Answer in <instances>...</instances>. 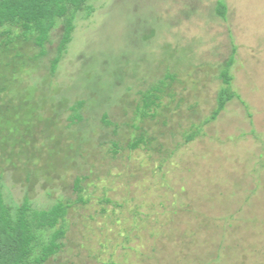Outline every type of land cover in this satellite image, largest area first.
<instances>
[{"label": "rangeland", "instance_id": "1", "mask_svg": "<svg viewBox=\"0 0 264 264\" xmlns=\"http://www.w3.org/2000/svg\"><path fill=\"white\" fill-rule=\"evenodd\" d=\"M219 1L98 0L54 77L44 70L56 43L41 63L23 69L15 67L21 58L13 60L18 50H0L6 198L16 204L29 198L41 209L79 195L86 201L71 209L65 248L47 264H264V0H222L226 20L216 15ZM142 24L154 30L147 43L140 39ZM233 47V89L242 100L187 142L185 134L216 108L220 65ZM20 50L25 63L38 53ZM121 63L122 71L138 75L136 82L132 72L123 73L131 91L117 84ZM173 70V97L165 96L155 118H142L137 92ZM81 74L94 80L104 102L92 113L110 112L122 147L145 133L155 140L152 149L113 157L97 142L99 123L79 148L65 125L79 96L68 89L85 86ZM79 176L89 178L78 195Z\"/></svg>", "mask_w": 264, "mask_h": 264}, {"label": "trees", "instance_id": "2", "mask_svg": "<svg viewBox=\"0 0 264 264\" xmlns=\"http://www.w3.org/2000/svg\"><path fill=\"white\" fill-rule=\"evenodd\" d=\"M96 1L98 0H0V50L5 54H9L12 50H18L20 53L13 56V60L21 58L22 61L18 62L15 67L23 69L24 64L35 65L37 61L41 63L48 57L49 47L56 43L50 67L44 70L45 74L49 73L50 77H54L57 75L62 61L69 54L79 22L90 20L95 16L94 2ZM216 15L222 20L227 19L228 6L222 0L217 3ZM151 28L147 24H142L140 39H143L145 43L153 39L154 30ZM24 47H30L38 52L30 59V62H23L25 56L21 54L20 49ZM174 57V53L170 51L168 54L166 53L167 59L173 60ZM236 57L237 48L233 47L230 56L220 65L219 79L222 82V88L217 95L216 108L200 125H193L190 133L185 134L187 142L193 141L200 136L205 127L217 121L230 102L235 99L242 100L233 89L232 70L236 64ZM83 58L85 60V57ZM91 60L92 58L83 63L86 66L83 65L84 71L89 70L92 64ZM179 62L182 65L180 59ZM1 65L2 61L0 60ZM9 65L5 66L9 67ZM124 65L121 63L114 75L119 86L123 85L125 89L131 91L132 82L127 83L126 80L129 77H123V73L132 71H122ZM175 66L177 67L176 64ZM174 71H168L163 79L158 81L155 79L149 88L137 92L141 99L137 112L142 118H155L158 115L157 111L162 108L165 96L173 97L172 93L170 95L169 93L172 84L176 81ZM132 73L130 79L139 82L137 81L138 75ZM80 78L85 84L81 90L77 91V86L68 89L69 92L79 93V96L76 94L78 101L71 103L68 107L70 114L65 125L69 135L79 143V148L81 144L85 145V136L93 137L96 132L94 125L99 123L97 129L100 133L97 142L101 147L109 146V152L113 157H116L124 149L131 151L143 147L152 149L151 146L155 140L147 137L145 133H140L138 136L136 134L127 148L122 147L121 139L118 137L120 125L111 120L110 112L107 110L102 116L101 114L95 116L96 112L92 113V109L102 108L104 104V102H100L98 85H93L94 80L89 79L90 77L88 78L86 75L81 74ZM96 78L98 82L104 81L102 75H97ZM4 89L9 90L6 87ZM65 106L66 104L62 109ZM33 111L35 112V109ZM27 113L30 114V112ZM11 126L14 125L11 123ZM134 128L140 129L139 126ZM31 131L33 129H27V133L31 134ZM11 132L12 130L9 131V134ZM4 135L0 130L1 142L7 140ZM78 154H80V150H78ZM1 172L0 170V264H47L60 255L65 248L69 229L67 220L74 205L86 204L79 194L83 192L82 184L87 181L89 176H79L74 183L73 192L79 195L77 201L62 199L50 207L41 209L36 208L29 198H25L21 204L10 202L5 196L7 188L4 183V175ZM106 201L107 203L111 202L110 199Z\"/></svg>", "mask_w": 264, "mask_h": 264}]
</instances>
